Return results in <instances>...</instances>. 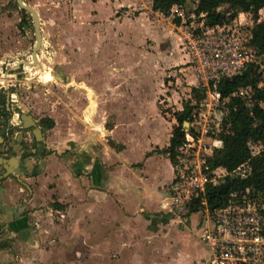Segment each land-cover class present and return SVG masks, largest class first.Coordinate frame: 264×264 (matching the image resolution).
Segmentation results:
<instances>
[{
	"label": "crops",
	"instance_id": "0c3cea01",
	"mask_svg": "<svg viewBox=\"0 0 264 264\" xmlns=\"http://www.w3.org/2000/svg\"><path fill=\"white\" fill-rule=\"evenodd\" d=\"M108 1L111 10L106 16L97 7L101 0H82L85 11H80L77 16L87 17L92 9L97 12L92 19L100 22L109 18L107 24L110 22L111 26H103V30L106 39L116 42L121 32L113 35L111 29L124 22L122 14L117 15L118 10H129L133 3ZM141 2L143 0L135 4ZM149 5L151 11L152 0ZM127 24L133 27L132 22ZM174 25L178 30V25ZM158 28L153 33L156 46L162 50L166 43L163 44L161 39H165L169 42L167 50L170 51V46L172 49L164 61L169 64L178 62L180 59L175 54L177 33L172 29L175 36L165 35L162 27ZM158 32L163 34L159 36ZM125 33L127 44L114 43L111 50L120 51L119 59H115V71L110 75L111 83L115 84L112 92L125 87L126 83L137 81L133 71L138 61L131 54L130 58H123V54L132 53L134 42L149 32L147 28H135L132 31V34L136 33L133 34L135 40ZM125 39L122 36L118 41ZM124 66L128 69L122 71ZM111 83L108 82L105 88ZM89 89L92 91L93 88ZM107 93L106 89L102 92L93 89L90 104L96 102L100 111L105 110L106 114L111 110L107 114L113 117V124L107 129L108 138L122 147L115 151L108 145L109 153L113 155L107 157L106 146L98 142L91 145L89 152L77 150L72 142L65 149L54 148L58 156L68 150L62 158L49 157L23 164L13 161L15 165L11 170H16L17 174L0 182V240L6 245L0 250V264H59V261L79 259L113 264H207V252L200 253L202 250L195 243L193 246L188 237L191 233L199 240V213L191 214L179 224L159 210L162 191L173 182L174 170L166 155L154 151L163 150L168 145L161 147L157 135L149 137L147 149L137 159H127V143L122 142L116 132L120 127L132 125V120L136 121L137 93L125 89L116 94L114 106H109ZM155 112V119L163 126L168 124L171 133L173 122H167L156 107ZM123 118L129 119L126 126H122ZM92 135H89V141L94 140ZM111 166L112 169L105 170ZM30 170L35 171V176L27 174ZM53 204L63 208L54 209ZM196 215L198 218L193 223L192 217ZM171 236L178 239L175 247H172L171 239L168 241ZM183 243L189 244L190 251L185 250ZM199 245L204 247L201 241Z\"/></svg>",
	"mask_w": 264,
	"mask_h": 264
},
{
	"label": "rangeland",
	"instance_id": "374dc122",
	"mask_svg": "<svg viewBox=\"0 0 264 264\" xmlns=\"http://www.w3.org/2000/svg\"><path fill=\"white\" fill-rule=\"evenodd\" d=\"M101 1L102 2L99 3L97 7L98 10L102 11L103 15L106 16L111 10L110 3L108 0ZM123 1L131 2L133 6L129 10H118L117 15L119 16L122 14L121 17H123L122 20H124V22L121 26L119 24L116 25V29L112 27L111 32L113 35H116L117 32H121L118 39L122 36L126 39L122 41H118L117 39L116 42H113L110 39H106L108 37H106L107 34L103 30V26H111L110 22L107 24L109 18L106 19V21L102 18L100 20L103 21L100 22L97 21L96 18L92 19L91 16L97 13L96 11H92V9L89 10L87 17L77 16L80 11H85L82 0L76 2H74V0H24L25 4L30 5L36 10L40 18L42 47L39 53V60L40 63L43 64V70L39 72L43 75L42 79H40L41 83H36L35 89L32 87L26 92L40 94L44 89H51L53 87L55 92L58 93V99L55 98V100H58L59 104L56 106L54 103L53 107H51V103L47 101L39 102L38 99H46L42 94L38 97L31 96L32 100L36 102L35 114H40L41 116L45 113L52 114V112H54L53 118L56 125L52 133L49 134L48 146L65 149L66 140L72 139L75 140L74 144L77 150L82 149L89 152L92 149L91 145L98 142L106 146L104 147L106 156L108 157L110 155L108 146L110 139L105 131L113 124V117L107 115L111 110H107L106 114L105 110H102L103 112L100 111L96 102L90 104L93 89L98 92H102L105 89L107 90L108 93L106 97L108 98L107 101H109V106H114V97L116 94L125 91V89L137 93V96H135L137 102H135V104L138 107L136 108V116L134 117L136 121L132 120L131 122L133 124L126 126L129 119L123 118L122 126L126 127H120L116 132V136L122 140V142L124 141L127 143L126 145L128 148L125 154L127 159H137L140 153L147 149L149 137L157 135L161 147L168 145L169 135L171 134L168 131L169 126L165 123L166 126H163L161 122L155 119L157 115L155 107L160 115L164 114V119H166L167 122L171 121L174 125L176 121L172 115L175 112L191 109L192 116L198 115V111L202 110L200 104L198 105V103H196V97L193 93V89H199L194 87L195 84L191 65L185 54L186 41L183 36L185 28L179 27L177 30L175 27L174 11L172 15L169 13L167 16L162 13L154 14L151 13L152 10L150 11L149 9V0H143L140 5L135 4L139 0ZM182 11L184 14L192 11V3H187ZM257 18L259 19L256 23L262 22L264 20V12L261 11L259 15L257 14ZM21 19L22 14L18 7H15V0H0V61L7 64L16 62V59L25 60V56L28 55L27 52H29L34 45L31 17H28L29 25L23 24V27L19 28ZM254 19V15H240V27L243 28L252 25ZM129 22L133 23L132 28L128 26L127 23ZM159 26L162 27L165 35L170 34L175 36L171 32L172 29L177 33L175 54L176 57L180 59L177 60L178 62L169 64L167 61H164L167 60L166 57L172 52L171 46L170 51L167 50V46H169L167 40L161 39L163 44L166 43L162 50L156 46L153 33L158 31ZM135 28L137 30H146L147 28L149 32L147 34L145 33V37L140 36L139 39L136 38L137 42L133 41L134 45L131 46L133 50L132 53L124 52L123 54V58H130L131 54V57L136 58L135 61H138L137 68L133 71L135 72L133 77H136L137 81L131 84L126 83L125 87L116 90V92H112V90L115 89V84L111 83L110 75L112 71H115V69H113L116 66L115 59H119L120 51H116V53L113 51L111 52V50L115 47L114 43L127 44L128 41L125 32L132 35L131 39L135 40L133 34L137 32L132 34ZM117 29H119V31H116ZM162 34L163 32H158L157 35L160 36ZM243 35L246 38V33H240L239 36L241 39ZM177 64L181 65L177 66ZM49 69L51 74L52 70L58 72L59 80L55 79L54 76L51 77ZM127 69L128 68L124 66L122 71ZM35 71L36 70H28L27 77L31 78L30 74ZM123 75L126 76L125 74ZM62 78L65 79L63 83L61 82ZM53 80L57 83V86L51 84ZM108 82L111 84L108 88H105ZM24 88H27V86L25 85ZM89 88H93L92 91ZM86 89L91 91L90 95L87 93L89 98L88 103L85 100L84 90L86 91ZM26 108L27 107H21V109L24 110ZM44 111L47 112L44 113ZM35 116L36 118L39 117V115ZM192 118L195 120L192 123L193 128L195 126L196 130H198L196 125L198 119L193 116ZM219 118L221 117L217 116V119L212 117V120L217 121ZM104 122L105 124H103ZM129 126L130 129H128ZM184 130H189V125L184 126ZM90 134L94 135L93 141H89L88 139ZM203 141L205 143L210 142L206 138H203ZM115 146L114 150L118 151L117 147H119V145L115 144ZM62 154L67 155L68 150L66 149ZM62 154L58 156V158H61ZM112 168L113 166L105 170L107 171ZM198 215L192 217L193 223L198 218ZM188 237L192 240V245L195 243L198 249L203 251H200V253L203 254L207 252L208 254L207 248L205 246H200V241L195 238L194 235L192 236L191 233H188ZM170 239L173 243L172 247H175L178 239L174 236H171L168 241H170ZM0 241H2V239ZM182 246L185 250L187 249L190 251L191 247H189V244L185 245V243H183ZM104 263L113 264V262L110 261L100 262L99 260L84 261L79 259L59 261V264ZM3 264L6 263L3 262Z\"/></svg>",
	"mask_w": 264,
	"mask_h": 264
},
{
	"label": "built area",
	"instance_id": "2783aa9c",
	"mask_svg": "<svg viewBox=\"0 0 264 264\" xmlns=\"http://www.w3.org/2000/svg\"><path fill=\"white\" fill-rule=\"evenodd\" d=\"M173 11L174 18H180L178 28H185V54L191 65L194 87L204 90V98L200 103L202 110L192 115L198 119V130L188 123L185 140L175 150L174 180L162 191L159 210L182 224L188 218L189 208L200 199L198 238L208 251L205 262L264 264V200L259 196L238 198L233 194L225 206L209 210L204 199L207 184L216 185L230 175L207 164L213 150L221 147V142L214 138L221 118L212 120V117L222 116L218 111L217 83L222 78L240 74L255 61L254 53L245 45L246 38L243 35L242 40L239 36L245 33L239 22L242 14L233 24L210 26L204 14L190 16L187 23L182 9L175 7L169 13L172 15ZM261 11L264 9L259 10L258 15ZM203 138L210 142L205 143Z\"/></svg>",
	"mask_w": 264,
	"mask_h": 264
},
{
	"label": "trees",
	"instance_id": "16d2710c",
	"mask_svg": "<svg viewBox=\"0 0 264 264\" xmlns=\"http://www.w3.org/2000/svg\"><path fill=\"white\" fill-rule=\"evenodd\" d=\"M187 3H192V11L185 13L187 23L190 16L198 17L199 14L205 15L210 26L233 24L240 14L255 16L254 23L243 28L245 45L254 53L255 61L240 74L220 79L216 86L220 94L218 111L222 116L214 138L221 142V147L213 150L207 164L230 175L216 185L207 184L204 199L209 210L225 206L233 194L238 198L256 199L259 196L264 200V20L256 23L258 11L264 9V0H152L151 10L167 16L173 7L183 9ZM21 14L19 28L23 24L29 25L30 16L23 11ZM174 23L179 25L180 18H175ZM193 93L199 105L204 98V90L193 89ZM172 117L176 124L171 129L168 147L154 152L166 155L175 165V150L185 140L183 124H192L194 120L191 109L175 112ZM52 125L49 122V127ZM190 132L194 134L193 129ZM109 146L112 149L116 147L112 141ZM199 201L189 208L188 216L199 211ZM52 207L63 208L56 204ZM5 246L0 243V250Z\"/></svg>",
	"mask_w": 264,
	"mask_h": 264
},
{
	"label": "flooded vegetation",
	"instance_id": "af4514ba",
	"mask_svg": "<svg viewBox=\"0 0 264 264\" xmlns=\"http://www.w3.org/2000/svg\"><path fill=\"white\" fill-rule=\"evenodd\" d=\"M35 43L36 38L34 35V45L31 50L27 52L28 55L25 56V60L16 59V62H12L11 64L0 61V177L7 174V167L10 169L12 168L11 166L14 164L13 161H15V164L19 162L23 164L27 161H36L49 157L58 158L55 149L47 145L49 134L52 133L56 125L53 118L54 112L50 114L44 111L45 114L41 116L40 114H35L36 102L31 98V96L38 97L42 94L46 99H38L39 102L47 101L51 103V107H53L54 103L56 106L59 104L58 100H55V98L58 99V93L55 92L53 87L51 89H44L40 94L26 92L32 87L35 89V84H40V79L43 77V75L39 73L43 70V64L40 63L39 60V53L42 47V36L40 50L36 55V62L40 63L41 66L39 67L36 65L30 67L24 64H32V51ZM28 70H36L30 74L31 78L27 77ZM49 73L51 77L54 76L55 79L59 80L57 71L52 70L51 74L49 69ZM61 82H65V79L62 78ZM51 84L57 86L54 80ZM25 85L27 88H24ZM84 93L85 100L88 103L89 98L85 90ZM21 107H27L28 109L26 108L24 110L21 109ZM35 115H39V117L36 118ZM49 122L53 124L50 127ZM72 142H74L72 139H67L65 143L69 145ZM33 171L34 170H30L27 174L33 177L35 176V171ZM10 174L12 175L2 178L0 182L5 181L13 175L15 176L17 172L16 170H11ZM1 232L2 231H0V234H2ZM0 243L2 244V241Z\"/></svg>",
	"mask_w": 264,
	"mask_h": 264
},
{
	"label": "water",
	"instance_id": "95a60500",
	"mask_svg": "<svg viewBox=\"0 0 264 264\" xmlns=\"http://www.w3.org/2000/svg\"><path fill=\"white\" fill-rule=\"evenodd\" d=\"M15 3H16V5H17V7H18V9L20 11H23V12L27 13L31 17L32 28H33L34 35H35V38H36V43H35V46H34L33 51H32V60H33V62H32V64H29V63H24V64L27 65V66H30V67H33V66H36V65H38L40 67L41 66L40 63L36 62V59H37L36 55H37V52L40 50V46H41V24H40V18L38 16V13L36 12V10L33 7H31L30 5L25 4L24 0H15ZM183 125L186 126V125H188V123L185 122ZM6 170H7V174L4 175L3 177H0V180L2 178H5L6 176L12 175V174H10L11 173V169L10 168L7 167Z\"/></svg>",
	"mask_w": 264,
	"mask_h": 264
},
{
	"label": "bare ground",
	"instance_id": "6f19581e",
	"mask_svg": "<svg viewBox=\"0 0 264 264\" xmlns=\"http://www.w3.org/2000/svg\"><path fill=\"white\" fill-rule=\"evenodd\" d=\"M38 61V60H37ZM32 63V62H31ZM87 90V89H86ZM88 94L90 95L91 94V91L90 90H87Z\"/></svg>",
	"mask_w": 264,
	"mask_h": 264
}]
</instances>
